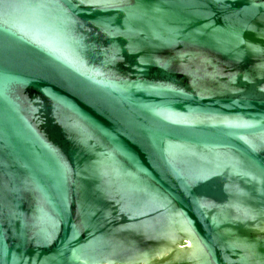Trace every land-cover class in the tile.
<instances>
[{
    "label": "water",
    "instance_id": "obj_1",
    "mask_svg": "<svg viewBox=\"0 0 264 264\" xmlns=\"http://www.w3.org/2000/svg\"><path fill=\"white\" fill-rule=\"evenodd\" d=\"M0 264H264V0H0Z\"/></svg>",
    "mask_w": 264,
    "mask_h": 264
}]
</instances>
